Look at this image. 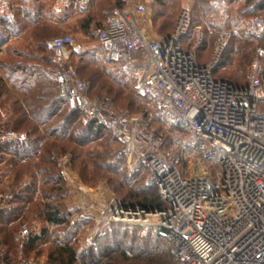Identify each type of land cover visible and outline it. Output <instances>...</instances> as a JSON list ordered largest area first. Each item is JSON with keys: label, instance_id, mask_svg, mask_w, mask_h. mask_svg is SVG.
Returning a JSON list of instances; mask_svg holds the SVG:
<instances>
[{"label": "built area", "instance_id": "2783aa9c", "mask_svg": "<svg viewBox=\"0 0 264 264\" xmlns=\"http://www.w3.org/2000/svg\"><path fill=\"white\" fill-rule=\"evenodd\" d=\"M156 0H129L117 8L97 33L107 60L129 74L136 90L153 99L162 119L178 128L166 144L143 114L119 110L108 98L89 95V82L69 64L75 49L72 36L49 40L46 48L61 66L55 68L59 94L72 110L111 132L120 144L117 158L130 169L148 171L164 207L161 211L127 209L116 198L101 204L93 220L94 241L111 224L140 226L168 239L173 264H264V83L255 62L247 86L214 77L229 47L231 34H220L206 65L197 61L205 32L193 25L188 10L180 14L173 32L160 36L152 27ZM90 0H61L64 8H83ZM264 0H256V3ZM9 0H0V12ZM249 36L264 35V13L246 22ZM1 78V77H0ZM10 113L0 100V147L27 140L25 132L6 128ZM62 175L73 180L68 158L60 159ZM84 194L83 187L79 188ZM14 194H0V208ZM41 235L23 223L16 234L21 244ZM127 255L130 256L129 253ZM0 264H43L21 252L7 254L0 241Z\"/></svg>", "mask_w": 264, "mask_h": 264}, {"label": "trees", "instance_id": "16d2710c", "mask_svg": "<svg viewBox=\"0 0 264 264\" xmlns=\"http://www.w3.org/2000/svg\"><path fill=\"white\" fill-rule=\"evenodd\" d=\"M94 1L91 0V4ZM219 1L229 3L241 1L256 12L253 16L264 13V3H256V0ZM20 2L21 0H14L12 3V0H9V8L6 11L0 12V15L8 12L11 8H17L15 5L19 6ZM123 2L124 0L103 1L110 10L121 7ZM157 5H164V2L156 0L154 7L156 8ZM74 10L80 9L76 6L68 9L69 12H73ZM104 12L106 13L105 10ZM22 15L25 16L24 19L30 20L31 18L28 12L22 13ZM159 17L163 19L167 17L165 23L171 25L172 20L168 19L166 12L159 14ZM107 18L95 32L97 42V33L104 27ZM20 21L24 20L10 19L7 15L0 17V43H6L10 38L17 37L18 32H15V29H17L19 24L23 23ZM94 21V18H88L82 25V28L87 30ZM193 25L201 24H197L193 20ZM24 26H29V28L34 27V31L29 33V37L26 40L20 39L27 43L26 52L16 50L8 54L9 58L14 59L13 61L0 63V69L5 72V78H0V100L4 107L6 104L10 105V117L6 128L27 134L25 142L8 143L0 147V192L5 190V187L8 185L7 190L11 189L15 194L14 202H9V204H13V208L8 209L9 206L0 208V241L10 257H15L13 254L18 246H20L16 239L17 224L20 222L19 225H22L27 222V219L35 212L44 217L52 227L73 226L70 222V217L63 215L59 211L57 204H50L53 199L51 198L52 191L61 190L65 185L63 180L59 179L61 173L59 169L60 165L58 159H53L52 157L54 152L60 157L68 155L73 170L80 173L86 184L94 185L100 180H106L116 193L126 194V198H123L121 203L127 209L142 208L147 211H157L159 208L164 207L159 191L155 186L150 185V188H143V190H136L132 186L133 183L142 179L141 172L129 174L119 165L120 163L126 164V162L117 158L121 146L111 132L97 123L86 120L82 112L70 109L66 99L59 94L55 68L61 66V63L46 48L48 42V29L46 26L39 21V18H33L29 23L24 21ZM203 29L205 32V42L199 48L197 56V61L200 65H206L209 62L216 40L211 41L210 36L212 34L208 33L205 28ZM162 34L163 36H169L171 33L165 32ZM263 37L264 35L261 38ZM35 47L39 51L45 50L52 56L54 60L50 65L53 68H48L47 66L42 68L41 66L30 64L35 59L32 55L37 53L36 49V52L33 50ZM29 49L32 50L30 51ZM245 53L233 50L231 35L229 47L222 61L214 70V77L219 80L229 81L239 88L247 86L249 77L248 75L245 77L246 70L244 66L248 61L249 55ZM74 57L78 58V55H72L71 60ZM104 57L103 60L99 61L83 60L80 58L82 64L78 69L72 65L71 60H69V64L76 69L82 80L89 81L88 93L90 96L108 98L117 109H129L132 113L134 111H143V100H140L141 97L135 88L133 78L122 70L119 65L107 60L105 54ZM110 65L119 66L120 70L115 72L107 67ZM262 81L264 83L263 79ZM8 84L12 92L9 90ZM149 99L147 101L153 104L156 116L152 115L151 117L148 111L145 110L146 118L151 128L155 130L156 134L162 136L167 144L171 134L178 128L166 123L160 116L153 99ZM262 108L264 109V106ZM83 118L86 122H82ZM109 135L116 145L115 160L119 164L101 163V160H98L103 159L100 154L85 150L86 146L92 142H98V148L107 146L109 141L103 142V140L105 141ZM45 166L51 167V172H48ZM142 171L148 173L145 169ZM107 174L113 176H108ZM47 175L52 176L45 178ZM4 185L6 186L4 187ZM44 200L47 202L42 204ZM56 200L57 202L59 201L57 197ZM87 225L89 226V223L80 224V226ZM156 236L158 239L168 240L159 235ZM131 238L126 231L124 234H120V231L116 227L112 229L108 228L104 236L99 239L101 241L93 245L90 250L84 252L82 256L76 254L69 244L57 247L53 243L54 249L50 253L49 258L54 260V264H117L114 257L116 254L121 259L128 260L129 257L123 252V245L130 242V246L136 248H133V251H135V254H138L133 261L141 264V262L137 261L143 260L142 256L147 254V252H144L147 245L139 246V241L135 235H132ZM51 239L52 236L49 235L47 230H44L43 235H39L24 245L31 249L45 241L51 242ZM170 245L172 252L169 258L172 260L170 259L169 262L162 261L164 249L157 243V246L151 247L153 258L148 259L147 264H173L171 242ZM11 249H14V251H11Z\"/></svg>", "mask_w": 264, "mask_h": 264}, {"label": "rangeland", "instance_id": "374dc122", "mask_svg": "<svg viewBox=\"0 0 264 264\" xmlns=\"http://www.w3.org/2000/svg\"><path fill=\"white\" fill-rule=\"evenodd\" d=\"M103 1L104 0L94 1L88 8L85 7L80 10L69 12L68 9L58 8V0H21L20 4L18 3L19 6L15 5L17 6V8H11L8 12L0 15V17L3 15H7L10 17V19L14 18V20H24L28 23L33 18H39V21H41L42 24H44L48 29L47 41L56 37H63L67 35L72 36L75 42V49H73L72 55L77 54L78 58L74 57L71 60V55L70 60L72 62V65L78 69V67L82 64L80 62V58H82L83 60L98 61L105 58L98 42L96 41L95 32L101 27V23L110 14H112L114 8L111 10L108 9ZM162 1L164 2V5H157V7H154L152 11V27L154 32H156L160 36H163L162 33L165 32L172 33L182 11L188 10L192 17V20H194V22L197 24H201L203 28L208 31V33L212 34L210 36L211 41L216 39L220 34L230 33L232 35L233 50L246 52L245 54L249 55L248 61L244 66L246 70L245 77H247V75L248 77H250L255 62H258L260 67L262 68V79L264 80V37L260 38L259 40H255L248 35L246 29L247 20L254 14H256V12L250 9L251 7L244 5V3H242L241 1L232 3L219 0ZM13 2L14 0H12V3ZM104 10L106 11V13L104 12ZM27 12L31 15L30 20L24 19L25 16L22 15V13L24 14ZM162 12H166V15L168 14V19L172 20L171 25L165 23L167 17L164 19L159 17V14H161ZM90 17L94 18L95 21L91 23L87 30H85L82 28V25ZM24 21H20L23 23L19 24L17 29H15V32H18L17 37L10 38L6 43H0V63L13 61L14 59L9 58L8 54L16 50L26 52L27 43H25V41L23 40H26V38L29 37V33L34 31V27L29 28V26H24ZM35 49L37 50V48H33L34 52H36ZM198 53L199 52H197V56ZM32 56L35 59L30 63L31 65L41 66L42 68H45L46 66L48 68H53V66H51L50 64L54 59L45 50H37V53ZM107 67L111 68V70H114L115 72L120 70V67L115 65H110ZM0 77L5 78V72L2 69H0ZM8 88H10L9 84ZM9 90L11 91V88ZM140 97V100H143L142 102L144 110L138 112L134 111V113L136 114L132 113L129 109L127 110L133 115L143 114L144 116H146L145 113L146 111H148L151 117L152 115L156 116V111L153 108V104L147 101L150 99L146 96H142L141 94ZM9 107L10 105H5V108L8 110V112ZM82 122H86V120L83 118ZM106 141H109V143H107V146L105 145V147L103 148L97 147L98 142H92L86 146L85 150H90V152L92 151L95 154H100L103 157V159H98L101 160V163L117 164L118 162H116L115 160L116 145L110 135L105 139V141L103 140V142ZM52 157L53 159H58L59 165L60 159L68 158L70 163V174L74 179L69 181L66 180L61 174L62 168L60 166L59 169L61 173L59 179L63 180L65 185L61 190L52 191L51 198L53 199L52 203L50 204H57L59 211L63 215H67L70 217V222L71 224H73V226L70 225L67 227H52L51 225H49L46 219H44V217L40 216V214H36L37 212H35L27 219V222L25 223L34 225L37 229H40L41 235H43L44 230H47L49 235L52 236L51 242L45 241L44 243H40L31 249L24 244L19 243L20 246H18L15 253L13 254L15 255V257L21 252L27 259H34L37 262H41L43 264H54V260L49 258L50 253L54 249V246H52L53 243L56 244L57 247H59L60 245L69 244L75 250L76 254L82 256L84 252L90 250L93 245L101 241H99V239L104 236L108 228L112 229L113 227H116L120 231V234H124L126 231L130 238L132 237V235H135L136 239H138L139 241V246L144 244L147 245L146 250L144 251L147 252V254H144L142 256L143 260L137 262H141V264H147V260L153 258L151 247L157 246V243H159L160 246L164 249V252L162 253V261H170L171 258H169V256H171L172 252L170 242L168 240L158 239L157 236L152 232L145 234L140 226L111 224L108 225L94 241H91L89 235L94 227L93 220L87 222L89 223V226H80L81 223L74 221V219L80 214H96L97 210L100 208V205L106 204L110 198H116L121 202V200L123 198H126L127 195L116 193L106 180H100L94 185L86 184L80 173L73 170L71 160L68 155L60 157L54 152ZM119 165L125 170V172L129 174H137L141 172L140 174L142 176V179L133 183L132 185L136 190H143V188H148L150 186L148 184V173H146L145 171L143 172L142 170L133 172L127 165V163H120ZM45 168L48 169V172H51V167L45 166ZM107 175L113 176L110 174ZM49 176L52 175H47V177L45 178H49ZM5 186L6 185H4V187ZM7 187L8 185L5 187V190L1 189L3 191H1L0 194H14V192H12L10 188L9 189L11 191L7 190ZM80 187H83V189H85L87 193L84 194L82 191H80ZM48 188L50 189V187ZM55 196L58 198V202ZM14 200L15 194L14 199L11 202L13 203ZM46 202L47 201L44 200L42 201V204ZM12 203L9 204L8 209L13 208ZM19 224L20 222L17 224L16 234L21 226ZM129 243L130 242H127L125 245H123V252H125L126 256L129 257L128 260H123L118 254H116L114 257L116 258L117 264H137L135 263V261H133L138 255L135 254V251H133V248H136L130 246ZM11 251H14V249H11ZM127 253H129L130 256L127 255Z\"/></svg>", "mask_w": 264, "mask_h": 264}, {"label": "crops", "instance_id": "0c3cea01", "mask_svg": "<svg viewBox=\"0 0 264 264\" xmlns=\"http://www.w3.org/2000/svg\"><path fill=\"white\" fill-rule=\"evenodd\" d=\"M95 1H98V0H95ZM128 1H129V0H124L123 5H122L121 7H119V8H122L123 6H125L126 3H127ZM89 4H91V0H90V2H89L88 4H86L83 8L88 7V6H91V5H89ZM57 6H58V8L66 9V8H64V7L62 6V4H61V0L58 1ZM83 8H78V9H83ZM115 9H117V8H115ZM115 9H114V10H115ZM104 24H105V23H104ZM98 32H99V31H98ZM102 52H103V51H102ZM103 54H104V52H103Z\"/></svg>", "mask_w": 264, "mask_h": 264}, {"label": "water", "instance_id": "95a60500", "mask_svg": "<svg viewBox=\"0 0 264 264\" xmlns=\"http://www.w3.org/2000/svg\"><path fill=\"white\" fill-rule=\"evenodd\" d=\"M162 210V208H159V211H161Z\"/></svg>", "mask_w": 264, "mask_h": 264}]
</instances>
